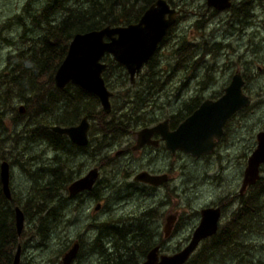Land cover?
<instances>
[{"label": "rangeland", "instance_id": "obj_1", "mask_svg": "<svg viewBox=\"0 0 264 264\" xmlns=\"http://www.w3.org/2000/svg\"><path fill=\"white\" fill-rule=\"evenodd\" d=\"M47 1L0 0V138L3 142L1 146L4 148V158L11 164V194L19 201L18 205L21 208L28 198L37 197V194L42 193L35 190L42 188L52 178L51 169L56 158L65 162L63 173L71 171L75 176L77 175L75 171L82 173L95 164L88 155L84 156L75 149H72L71 154L69 152L71 145L68 144L67 146L63 141L66 140L67 142V139L58 141L57 151L43 137L37 136V139L29 140V131L32 129V125L28 126L27 124L31 120L28 114L22 115L23 113L18 114L16 112L17 107L23 106L20 99L16 97V92L7 98L2 97L6 92L5 78L7 72L13 68L8 58L9 56L14 57L17 51L23 47L20 42L23 28L14 24L12 18L16 14L22 13L24 5L30 3L32 5L30 15H36L40 20L39 12ZM231 1L232 4L229 8L219 10L212 17L210 13L213 8L207 6L206 0H169L174 8L180 9V12L176 16V22L164 36V41L161 42L154 55L158 62L162 86L158 93L152 91L154 92L153 95L149 97L150 100L145 104L144 110H141L147 118L152 117L150 121L161 120L175 114L180 109H182L181 113L184 114L186 112L185 103L200 96L201 99H208L211 95L221 93L232 75L237 71L240 72L245 80L244 92L249 95L251 101L249 107L247 106L246 110L240 111L230 122L228 126L229 135L218 148V152L204 161L197 162L200 163L199 165L195 160L185 155L182 156L180 162L177 157L169 155L165 159L162 158L163 152L161 151L158 155L156 154L155 168H160L163 163L167 167L172 165V179L175 181V185L181 188L178 196L172 193L167 203L162 202L167 200L165 196L162 197L163 190L156 197L148 199H144L140 189L136 191L134 198L128 197L127 189H123L122 193L118 192L117 187L122 186L124 182L122 173L120 176L117 174L112 178L113 173L108 166L100 174V178L103 179L101 184H107V187H101L100 184L95 190L100 197L99 201L104 204L101 211L93 212L94 201L91 202L82 195L70 198L67 191L70 183H67L62 190L54 191L44 199H41V196L31 198L28 203L30 208H27L26 219L24 217L23 233L17 237L22 246L20 264H62V256L74 242H79L81 246L77 259H74L70 264H108L112 256L89 246L90 240L94 243L96 225L100 229V225L105 221L116 222L118 219H130L132 217L139 219L143 212L149 208H153L154 217L146 224L156 234L154 238L161 244L162 253L171 254L188 243L183 238V233L173 235L169 233L168 238L163 236V222L172 210L171 208L178 209L182 214L183 221L186 222L183 223L182 221L179 230L184 229L183 231H186L190 228L193 211L199 209L200 204L211 200L209 197L215 192L222 197L227 191L224 188L215 190L219 187L215 182H222L223 179H220L223 178L222 176L212 178L217 174L221 165L231 170L235 169V173L243 171L247 165L248 156L255 148L256 134L259 131H264V0H255L251 10L252 17L250 19H243L244 17H242L240 20L233 15L231 7L242 0ZM62 12L58 10L53 14V17L60 19L64 15ZM31 16L26 18L29 30L25 31V34L29 39L38 33L37 28L33 27ZM24 17H27L26 13ZM242 21H248L249 24L246 25ZM185 41L191 52H200L205 45L209 43L213 45V42H219L221 46H217L216 50L211 47L209 54L203 56L201 61L194 60L200 57L199 54H196L192 61L186 64H177L174 51ZM103 60L106 63L112 62L111 73L114 75L127 73L123 66H116L117 63L110 55H106ZM195 63L200 64L193 67ZM145 68L143 67L140 72L143 73ZM127 79L125 89L109 87L115 94L112 98V105L121 106V109L115 113L117 114L116 118L129 110L128 104L123 102L125 91L128 88L133 90L140 88L138 84L131 87V84L135 83L138 78H135L133 83L129 81L128 75ZM71 86L77 87L73 84ZM73 87H69L68 91L66 90L65 93L68 97L76 91V88ZM123 90L125 91L123 92ZM49 97H52L51 94ZM60 98L62 99V95ZM78 98L85 100L86 96L80 95ZM53 99L56 98L53 97ZM52 104H54L52 101L46 104V108L50 111ZM50 111L49 113L53 115L60 113L59 106L55 112ZM43 114L45 113L43 112ZM97 125L98 123H93V127H96L94 130L98 129ZM233 131L234 134H232ZM96 137H99V134ZM100 141L103 143L102 139ZM113 146L104 147L100 152L104 156L108 153L112 156L115 151ZM220 153H223L222 158L216 159ZM140 157L145 160L147 155ZM151 157L155 159L152 154ZM139 161L140 159L135 160L134 165L136 167H141ZM178 163H181V166H178ZM182 171L183 173H181ZM229 172L224 177L231 176L232 182L235 174H229ZM261 173L264 175L263 169H261ZM202 175L206 179L205 182L201 177ZM108 180L110 181L108 182ZM201 186L206 188V194L203 197L194 196V191ZM59 198L64 199V201L56 205L58 208L55 219L53 216L50 218L45 216L47 211L59 201ZM259 215L261 217L258 224L254 225L253 231L246 230V236L240 243L238 239L233 238V235L230 236L231 239L225 245L223 242L217 243L215 241L210 246L207 241H204L193 254L192 259L197 261L196 264H264V209L256 214V216ZM42 218L48 219L45 224L48 232L44 238L37 234V228L40 225L39 220ZM227 222H229L227 218H224L221 225L224 226ZM242 223L244 224L246 221L243 220ZM89 227H92L91 231L87 230ZM81 235L85 236L88 244L85 245L84 241L79 239ZM104 241L102 244L107 251H114L112 248L114 247V245L112 246L113 241L107 239ZM101 242L100 240L97 243L101 244ZM241 243L243 246L238 248ZM205 248L208 251L201 256L200 253ZM236 249L243 252L240 259L233 256ZM83 250H86L89 255L83 253Z\"/></svg>", "mask_w": 264, "mask_h": 264}, {"label": "trees", "instance_id": "obj_2", "mask_svg": "<svg viewBox=\"0 0 264 264\" xmlns=\"http://www.w3.org/2000/svg\"><path fill=\"white\" fill-rule=\"evenodd\" d=\"M154 1L155 0H74V2H71V0H48L41 8L38 15L42 20H39L36 15H30L32 10V5L30 3H26L22 13L16 14L12 18L14 24L23 28V33L20 38L23 47L17 51L14 57L9 56L8 58L13 68L7 72L5 78L6 92L2 97L7 98L10 94L16 92V97L20 99L25 108L22 115L28 114L31 120L27 124L28 126L32 125V129L29 131V140L32 141L35 140V138L43 137L51 143L54 139L51 137V131L49 130L50 125L53 123L62 125L73 123L75 121V115L81 114V109L88 115L92 112L93 114L91 115L95 116L94 118H98V121H100L99 125L102 131L103 148L113 143L124 134L122 129L129 127L130 124L128 121L133 120L137 123L136 126H138L152 120V117H145V113L142 114L141 110H144V107H146L145 104L150 100L149 97H151L154 92L158 93L162 86L158 62L154 58L155 54L144 65V67H146L145 71L139 73L137 77L138 80L136 79V82L131 84V87H135V85L138 84L140 88L136 90L132 88H128L126 91L123 90V92L125 91L123 102L128 104L129 110L119 118H116L117 114L115 113L117 110L121 109V106L117 107L116 104L112 105L111 112L104 113L100 107L98 98L92 93L71 85L64 88L57 87L54 83V74L66 55L69 42L74 34L100 29L107 25H126L136 22L144 10ZM167 1L169 2V0ZM254 1L255 0H242L231 7V12L239 20L242 17H244L243 19H250L252 17L251 10ZM58 10L63 11L62 13L64 14L60 19L53 17V14ZM25 13L27 17H24ZM216 13L217 11L213 10L210 15L213 17ZM29 16H31L33 27H36L38 31L37 35L31 39L27 38L25 34V31L29 30L27 28L28 20L26 19ZM242 22H245L246 25L249 24L248 21ZM217 46L220 47V43L213 42V45L210 43L205 45L204 49L200 52H191L185 41L174 51L176 63L186 64L192 61L193 56L196 54H199L200 57L194 60L201 61L203 56L209 54L211 47H214V50H216ZM200 63H195L193 67H196ZM106 64L107 66L102 72L106 86L112 89H115V87L123 89L128 81L127 75L129 76V74L123 72L116 76L111 73L112 62L109 61ZM116 66L120 67L122 65L117 63ZM69 87L76 88V91L68 97L65 95V92ZM50 94L52 97H49ZM61 95L62 99L60 98ZM79 95L86 96L85 103H77L75 98H78ZM53 97L56 99L54 100ZM67 97L74 101H70ZM200 97L185 103L184 106L191 111V107L188 106L196 105V100ZM51 101L54 102V104H52L50 111L46 108V104ZM70 102H72V105ZM58 106L60 113H56V115L49 113V111L55 112ZM82 107H86V109ZM246 109L247 107L243 110ZM16 112L21 114L18 108ZM43 112L45 114H43ZM58 137L59 136L54 135L55 139ZM223 138H226V136H223ZM63 139L64 138H59L57 141ZM1 144H3V142L0 138V163L4 159V148ZM67 144L70 143L67 141ZM53 145H55V150H57L58 142L53 143ZM104 158L105 157H103V160ZM262 166H264V164H262ZM261 169L264 170V167H261ZM51 172L52 178L48 180L42 188H37L35 190L36 192L40 191L42 193L37 194V197L28 198L24 206L22 208L20 207L25 219L27 208L29 207L28 203L31 201V198H38V196H41V199H44L46 196H50L52 192H58L65 188L66 184L72 178L70 173H63V163L59 160H55ZM90 194L94 196L98 195L95 190ZM78 196L80 195L76 197ZM88 196L90 195L88 194ZM63 201L64 199L59 198V201L47 211L45 216L49 218L53 216L55 219L58 208L56 205ZM263 201L264 175H262L255 184L249 187L246 192L245 208L247 209V231H253L254 225H257L260 221L261 215L256 216V214L264 209ZM18 204L19 201L14 195L12 200H8L4 196L0 180V264H12L16 247L19 244L17 239L19 236L16 232L14 220V208L15 206H19ZM35 208L38 209L37 206H35ZM143 215L144 214H142V216ZM139 219L138 221H134L135 218H132L118 219L116 222H103L100 225V229H98L95 240H93V249H97L112 256L108 264H139L145 259L150 249L160 244L156 238H154L156 234L151 230L149 225L146 224L149 223L148 221L150 220L147 221L141 217ZM47 220L48 219L45 220L44 218L39 220L40 225L37 228V234L42 238H44L48 232L45 226ZM106 239L113 241L112 246L114 245L115 248H112L114 251H107L106 247L102 244ZM100 240L102 241L101 244L97 243ZM208 249L205 248L200 255L202 256L205 254ZM196 262L197 261L190 256L184 264H196Z\"/></svg>", "mask_w": 264, "mask_h": 264}, {"label": "water", "instance_id": "obj_3", "mask_svg": "<svg viewBox=\"0 0 264 264\" xmlns=\"http://www.w3.org/2000/svg\"><path fill=\"white\" fill-rule=\"evenodd\" d=\"M209 7L216 10L229 8L231 0H206ZM180 9L172 7L167 0H155L142 13L138 21L126 25H107L100 29L76 33L69 42L66 55L54 74L57 87L73 84L83 90L93 93L99 99L105 113L110 112V97L112 91L108 89L102 76L106 63L102 61L106 54L123 65L133 83L135 76L152 57L163 40L169 28L176 22V15ZM245 80L240 72H235L223 93L216 99H204L199 106L188 115L173 131L167 129V121L157 124L153 128H142L136 133V148L150 142V134L154 130L161 132L165 146L170 151L181 150L192 156L208 154L216 145V140L223 132L227 119L241 108L250 104V97L243 91ZM20 111L24 110L20 106ZM89 123L84 116L76 125L51 126V130L65 134L77 144L87 142ZM264 163V131L256 135V145L247 158L241 190L254 184L259 178L261 164ZM97 169L89 170L84 176L75 180L67 187L70 196L82 190H88L96 181ZM136 179L158 184L166 177L150 175L141 172ZM0 180L2 192L8 200H12L10 189V165L7 160L0 163ZM100 204V203H99ZM218 209H203L201 219L194 230L189 242L180 250L171 254H159L157 247L150 249L145 259L139 264H184L197 247L198 243L216 230ZM172 217L169 218V221ZM14 220L17 235L24 228V214L19 206L14 208ZM170 224L165 225L164 233L169 234ZM78 243H74L62 256V264H69L74 259ZM21 246L17 245L12 264H19Z\"/></svg>", "mask_w": 264, "mask_h": 264}, {"label": "flooded vegetation", "instance_id": "obj_4", "mask_svg": "<svg viewBox=\"0 0 264 264\" xmlns=\"http://www.w3.org/2000/svg\"><path fill=\"white\" fill-rule=\"evenodd\" d=\"M144 65H143V67H144ZM142 68H141V70H142ZM138 75H139V73L135 76V78H137ZM129 79H130V77H129ZM69 85H71V84H68L65 87H67ZM223 89H224V87H223ZM81 90H83V89H81ZM67 91H68V89H67ZM84 91H86V90H84ZM110 91H112V90H110ZM243 91H245L244 86H243ZM112 93H113V91H112ZM222 93H223V90L221 93H218L217 95L209 96V99H216ZM65 95L67 96L66 93H65ZM94 96L97 97L96 95H94ZM113 97H114V94H112V96L110 97L111 110H112V98ZM204 99H206V98H204ZM204 99H201V97H200L196 100L197 101L196 105H189L188 107H191V111L187 107H185L186 112L184 114L181 113L182 109H180L175 114L164 117L161 120L147 121L144 124H140L138 126H136L137 123H135V121H133V120L128 121V123L130 124L129 127L122 129L124 134L121 135V137L119 139L116 138L117 140L114 141L113 143L105 146V148H107V147L114 145L113 150H115V151H114V155H112V156L109 155L110 153L105 154V156H104V154L102 155V153L100 152L104 149L102 146V142L100 141V139H102L101 126L99 125L100 121H98V118H94L95 116L91 115V114H93L92 112L90 113V115H88V114H85V111L81 109V114L75 115V121L73 123H70L68 125L55 124V123L51 124L50 127L53 125H59V126H63V127L76 125L79 123V121L84 116L87 117V121L89 123L88 131H87V142L83 145H77V144L73 143L67 135L57 133V132L51 130V128L49 127V130L51 131V135H52L51 137L54 139V141H52L50 143V145L54 149H55V147H54L53 143H57L58 142L57 139H59V138L67 139V141L71 145V148L69 149V152L71 154H72V149H75L79 153L84 154V156L88 155L89 159H92L95 163L94 165H92L91 167H89L87 170H85L82 173L75 171V173H77L76 176L74 174H72V172L70 171L69 173L72 175V178L68 183L71 184L75 180H78L79 178L84 176L89 170L97 169V171H98L96 181L93 183L92 187L88 190L80 191L78 194L74 195L73 197H76L77 195H82L85 197V199H88L91 202L94 201L93 212L96 213L98 211H101L104 208V204L99 201L100 197L98 195L97 196L91 195L90 193L94 190H97L99 185L101 184V182H103V179L100 178V174L103 172V169L107 168L106 166H108L111 169V171L113 173L112 178H113V176H115L117 174H119L118 176H120L122 173V176L124 179L123 180L124 186L122 185L120 187H117V190H118V192L122 193L123 189H127V193H128L129 198H134V195H135L136 191H138V189H140V193L142 196H144V199H148L150 197H156L157 194H159L160 191L163 190L162 197L165 196L167 198L166 201H162L163 203H167L170 200L172 193L175 196H178V192H180L181 188H179L177 185H175V181L172 179L173 176H172L171 170L173 169V166L169 165V167H167L165 165V163H163V164H161L160 168H155V163H156V156L155 155L156 154L158 155L159 152L161 151V152H163V154L161 155L162 158L165 159V157L167 155H169L172 157H177L180 162H181L182 156L185 155V156H188V157L192 158L193 160H195L196 163L200 162V161H204L207 158L212 157L213 155H215L218 152V148H220V145L226 140V138H223V136H226V137L228 136V133H229L228 126H229L230 122L234 119V117L241 110H243L247 106L241 108L240 110L235 112L232 116H230L227 119V121L225 122V124L223 126V132H222L220 138L216 140V145L213 148V150L211 152H209L208 154H202L200 156H192L190 154L184 153L181 150H176L175 152L170 151L168 148H166L165 141L162 139L161 132L159 130H154L153 132H151L150 139H149L150 142H147V143L143 144L142 146L136 148V139H137L136 133L142 128H153L157 124L162 123L165 120L167 121V129L169 131H173L188 115H190L199 106V104ZM69 100L74 101L71 99H69ZM75 100L77 101L78 104H83L86 102L85 100H82L80 98H75ZM70 104L72 105V102H70ZM100 107H101V104H100ZM19 108H20V106H19ZM19 108H18V111H20ZM82 108L86 109V107H82ZM111 110H110V112H111ZM20 112H22V111H20ZM145 116H146V114H145ZM93 123H96V124L98 123V125H97L98 129L97 130H94L96 127H93ZM119 124H122V123H119ZM235 130H236V127H235ZM97 134H99V137H96ZM232 134H234V131L232 132ZM54 135L59 136V137L57 139H55ZM123 136H125V137H123ZM63 141L67 144L66 140H63ZM67 146H68V144H67ZM151 154L153 155V157L155 159H152ZM99 155H101V156L99 157ZM145 155H147L145 160L140 157V156H145ZM55 156H54V158H55ZM222 156H223V153H220L216 159H221ZM103 157H105L104 160H103ZM137 159H140L139 163H141L140 164L141 167L140 166L136 167L134 165V162ZM3 160H5V158ZM55 160H59L60 162L63 163V166H65L64 165L65 162L62 159L61 160L55 159ZM53 162H55V161H53ZM197 164L199 165L200 163H197ZM9 165L11 167L10 163H9ZM178 166H181V163H178ZM261 167H262V165L260 166V170H259L260 176H262ZM244 170H245V167H244L243 171L241 170L240 172L235 173V169L231 170V169L221 165V167L219 168V171H217V174L215 176H213L212 178H215V177L220 178L221 176L223 177V178H220V179H223L222 182H219V181L215 182V184H218V186H219L215 190L218 191V189L224 188L227 190L226 193L221 197V196H219V194L217 192H215L213 195H211L209 197L211 200L206 201L203 204H200L198 206L200 208L195 209L193 211V219L191 220L192 225L186 231H183L184 229L179 230V225L183 221V217H182L181 212L178 209L174 210L173 208H171L172 210H170V212L167 214V216L165 217V220L163 222V236L168 238V235H165V233H164V229H165V225L170 224V229H169L170 235H173L175 233H178V234L183 233L184 234L183 238L186 240V242L187 241L189 242L190 238L192 237L194 230L196 229V227L198 226V224L200 222L201 211L203 209L211 208V209H218L219 210V216H218V219L216 221V224H217L216 230L211 235L202 239L198 243V246L194 250V252L191 254V257L198 250L199 246H201V243H203L204 241H207L210 245H213L215 241H217V243L223 242V245H225L227 243V241H229L231 239L230 236L233 235L234 236L233 238L238 239V242L240 243V241L246 236V230H247L246 223H244V224L242 223L243 220L246 221V208H245L246 192H247V189L253 185V184H251L249 186H246L245 189L241 190V185H242L243 176H244ZM232 171H234V172H232ZM141 172H146L150 175L165 176L166 179L163 182H159L156 185L146 183V182H143V181L136 179V175L141 173ZM227 172H229V174H235V178L232 182H231V176H229L227 178L224 177V175L227 174ZM181 173H183V171ZM201 177H203V180L205 182V180H206L205 177L203 175ZM228 179H230V180H228ZM109 181L110 180H108V182ZM205 184H207V183H205ZM106 185L101 184V187H103V186L107 187ZM111 186L114 189V185L112 184V182H111ZM205 190H206L205 187H202V186H201V188L199 187L197 190L194 191V193H195L194 196H199V197L202 196L203 197L206 194ZM168 193H169V195H167ZM88 194L90 196H88ZM126 196H127V194H126ZM73 197H70V198H73ZM160 205H162V203H160ZM152 212H153V208H149L147 210V213L143 212L144 215L141 218L145 219L147 221L150 220L152 217H154ZM170 217H172V219L169 221ZM132 218H130V219H132ZM224 218H227V220L229 222L225 223L224 226H222L221 222ZM138 220H140V219H135L134 221H138ZM183 223H186V222L183 221ZM91 228L92 227H89V229H87V230L91 231L90 230ZM95 229H96V236H97V234H98L97 225H96ZM22 233H23V230H22ZM96 236H94V237H96ZM94 237H93V239H94ZM79 239L83 240L85 245L88 244L84 235H81ZM74 243H78L77 254L74 257V259L76 260L81 245L79 242H74ZM19 244L21 246V243H19ZM159 245H160V248H162L161 244H159ZM89 246H91V247L93 246V243L91 242V240H90ZM241 246H243L242 243H241V245L238 246V248H241ZM183 247H184V245H183ZM92 249H93V247H92ZM159 252L162 253L161 249H159ZM21 253H22V246H21ZM83 253H85L87 256L89 255V253L86 250H83ZM242 254H243L242 251H237V249H236L233 256L236 259H240V257H242ZM82 255L83 254L81 253V256ZM74 259L72 261H74ZM19 264H20V262H19Z\"/></svg>", "mask_w": 264, "mask_h": 264}, {"label": "bare ground", "instance_id": "obj_5", "mask_svg": "<svg viewBox=\"0 0 264 264\" xmlns=\"http://www.w3.org/2000/svg\"><path fill=\"white\" fill-rule=\"evenodd\" d=\"M167 2H168V1H167ZM168 3H169V2H168ZM169 4H170V3H169ZM231 4H232V1H231ZM170 5H171V4H170ZM230 6H231V5H230ZM172 7H173V6H172ZM208 7H209V6H208ZM211 8H213V7H211ZM226 9H227V8H226ZM213 10H215V11H217V12L219 11V10H216V9H214V8H213ZM222 10H223V9H222ZM176 16H177V15H176ZM172 26H173V25H172ZM170 28H171V27H170ZM170 28H169V29H170ZM168 31H169V30H168ZM168 31H167V33H168ZM167 33H166V34H167ZM163 39H164V38H163ZM162 41H163V40H162ZM162 41H161V42H162ZM161 42L159 43L158 48H159ZM158 48H157V50H158ZM157 50H156V51H157ZM156 51H155V53H156ZM155 53H154V54H155ZM154 54H153V55H154ZM106 55H107V54H106ZM108 55H110V54H108ZM153 55H152V56H153ZM110 56H111V55H110ZM111 57H112V56H111ZM103 58H104V57H103ZM102 61H103V59H102ZM103 62H104V61H103ZM115 62H116V61H115ZM116 63H117V62H116ZM118 64H119V63H118ZM120 65H121V64H120ZM122 66H123V65H122ZM123 67H124V66H123ZM124 68H125V67H124ZM125 69H126V68H125ZM126 71H127V70H126ZM127 73H128V72H127ZM244 85H245V84H244ZM59 88H60V87H59ZM62 88H63V87H62ZM98 100H99V99H98ZM248 105H249V104H248ZM248 105H247V106H248ZM23 106H24V105H23ZM101 108H102V106H101ZM19 112H20V111H19ZM23 112H24V110H23L22 112H20V113H23ZM145 117H146V116H145ZM86 118H87V117H86ZM228 135H229V134H228ZM256 135H257V134H256ZM255 139H256V136H255ZM74 163H75V162H74ZM263 164H264V163H263ZM261 165H262V164H261ZM257 180H258V179H257ZM257 180H256V181H257ZM248 186H249V185H248ZM233 189H234V188H233ZM233 189H232V190H233ZM257 189H258V188H257ZM236 191H237V190H236ZM68 194H69V193H68ZM69 196H70V195H69ZM70 197H73V196H70ZM19 207H20V206H19ZM153 240H154V239H153ZM197 246H198V245H197ZM155 247H157L158 250L160 249V245H159V244L156 245V246H154L153 248H155ZM153 248H152V249H153ZM196 248H197V247H196ZM196 248H195V249H196ZM77 250H78V249H77ZM175 252H176V251H175ZM193 252H194V251H193ZM193 252H192V253H193ZM173 253H174V252H173ZM76 254H77V253H76ZM159 254H166V253H160V252H159ZM75 256H76V255H75ZM190 256H191V255H190ZM189 258H190V257H189ZM189 258H188V259H189ZM188 259H187V260H188ZM71 262H72V261H71ZM61 263H62V259H61ZM69 264H70V263H69Z\"/></svg>", "mask_w": 264, "mask_h": 264}]
</instances>
